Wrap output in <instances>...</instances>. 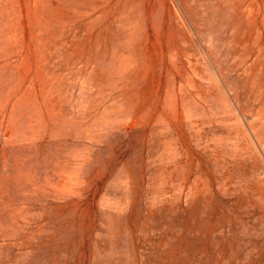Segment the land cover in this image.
I'll use <instances>...</instances> for the list:
<instances>
[{
    "label": "rangeland",
    "instance_id": "374dc122",
    "mask_svg": "<svg viewBox=\"0 0 264 264\" xmlns=\"http://www.w3.org/2000/svg\"><path fill=\"white\" fill-rule=\"evenodd\" d=\"M0 264H264V0H0Z\"/></svg>",
    "mask_w": 264,
    "mask_h": 264
}]
</instances>
